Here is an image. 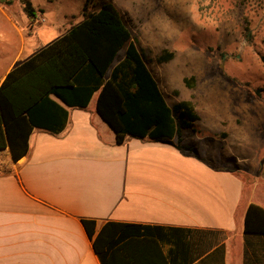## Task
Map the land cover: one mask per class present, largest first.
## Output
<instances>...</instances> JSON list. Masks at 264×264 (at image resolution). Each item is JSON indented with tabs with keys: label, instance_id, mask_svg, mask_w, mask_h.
<instances>
[{
	"label": "crops",
	"instance_id": "1",
	"mask_svg": "<svg viewBox=\"0 0 264 264\" xmlns=\"http://www.w3.org/2000/svg\"><path fill=\"white\" fill-rule=\"evenodd\" d=\"M23 37L0 82L39 49L21 58ZM96 98L58 133L33 128L17 161L0 149V264H101L82 218L149 226L116 264H264V237L243 230L248 205L264 208V160L243 176L147 137L118 144Z\"/></svg>",
	"mask_w": 264,
	"mask_h": 264
},
{
	"label": "rangeland",
	"instance_id": "2",
	"mask_svg": "<svg viewBox=\"0 0 264 264\" xmlns=\"http://www.w3.org/2000/svg\"><path fill=\"white\" fill-rule=\"evenodd\" d=\"M8 1L0 3L3 66L13 59L20 32L25 58L111 3L167 103L192 102L199 119L183 128V142L215 167L243 176L261 168L264 0H29L34 17L26 14L22 0ZM3 40H9L10 50ZM162 56L167 60L160 61Z\"/></svg>",
	"mask_w": 264,
	"mask_h": 264
},
{
	"label": "trees",
	"instance_id": "3",
	"mask_svg": "<svg viewBox=\"0 0 264 264\" xmlns=\"http://www.w3.org/2000/svg\"><path fill=\"white\" fill-rule=\"evenodd\" d=\"M4 2L9 1L0 0ZM21 2L26 14L34 17L30 1ZM130 37L117 9L105 3L13 67L0 82V149L8 147L17 161L28 151L33 128L62 131L68 108L86 107L97 93L96 111L113 129L116 143L128 136L147 137L197 156L194 147L183 142V128L199 119L192 102L167 103ZM124 44L123 57L113 64ZM80 221L101 264H116L119 245L128 242L119 243L144 237L149 228L116 221L97 227L94 219ZM243 225L244 233L264 237V208L249 204Z\"/></svg>",
	"mask_w": 264,
	"mask_h": 264
}]
</instances>
